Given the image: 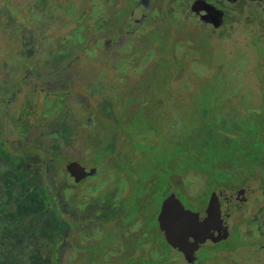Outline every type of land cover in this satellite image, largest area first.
Listing matches in <instances>:
<instances>
[{"label": "rangeland", "instance_id": "374dc122", "mask_svg": "<svg viewBox=\"0 0 264 264\" xmlns=\"http://www.w3.org/2000/svg\"><path fill=\"white\" fill-rule=\"evenodd\" d=\"M192 1L152 0L151 19L159 24L148 32L153 23L146 22V34H130V8L132 17L142 11L131 0H0L1 136L25 157L34 182L49 187L53 207L52 222L33 225L25 246L3 254L13 264H36L35 258L57 264L47 256L55 248L58 264H125L111 253H122L125 233L112 221L124 222L137 197L145 198L149 223L170 191L195 209L216 188L252 185L251 200L236 215L264 205V175L253 178L251 163L241 161L243 170L238 159L239 131L264 126V0L223 2L228 13L220 28L195 15ZM16 120L27 121L23 135ZM75 156L99 174L84 182L67 176L66 160ZM117 172L133 189L121 207L114 205ZM65 222L70 230L63 243ZM90 222L120 237L115 247L108 243L98 254L103 238ZM245 229L252 237L253 228ZM241 241L236 225L219 246L236 248ZM180 247L181 254L165 245L162 258L127 264H183L191 250ZM228 256L264 264V252L253 245Z\"/></svg>", "mask_w": 264, "mask_h": 264}, {"label": "flooded vegetation", "instance_id": "af4514ba", "mask_svg": "<svg viewBox=\"0 0 264 264\" xmlns=\"http://www.w3.org/2000/svg\"><path fill=\"white\" fill-rule=\"evenodd\" d=\"M132 3H135L134 7L135 9H140L141 8V16L140 17H132L134 14V10L131 7L130 8V14H131V20L130 22L126 23L125 25L127 26V31L130 34H134L135 32H138L140 34H146L145 32L147 31V27L145 26V23L148 22L149 24L153 23L152 26H149L150 29L148 30V32H150L156 25H158L159 23H156L157 21L155 20L153 22V20L151 19V10L153 8L152 6V0H131ZM198 0H193L191 3V10L194 12L195 15H197L200 19L205 20V22L207 23V25H211L215 28H220L226 18V15L228 13V8H223V6L221 5L223 2L224 3H229V4H235L236 2H238L239 0H199V1H203L204 5L209 4L211 6H213L216 10V14L214 16L208 14L209 17H211V21H209L208 16H207V9H201L202 12H204V15H200L199 13H197L196 11L193 10V5L197 2ZM131 3V5H132ZM202 5V4H200ZM198 4V8L202 7ZM129 21V20H128ZM156 24V25H155ZM87 124H93L91 122V117L87 116L84 118ZM90 125V126H91ZM73 129V127H71ZM74 130V129H73ZM65 133L63 132V135ZM72 161H77L78 163H80L82 166L85 167H90V168H96L97 172L94 175H90L85 177L84 179H81V182L87 181L90 178L96 177L99 174V169L97 166H87L85 165L84 161L75 156V157H71L69 159L66 160V174L67 176H71L73 179L74 177L70 174L69 169H68V165L70 164V162ZM39 173L43 174V171H38ZM37 172V173H38ZM118 177H116V184L118 186V190L117 193L114 196V205L116 207H121L122 205H125L124 202L122 200L121 197H123L124 195H133V189H131V187L129 186L128 182V178H124L121 174V172H117ZM114 175L111 176L110 179H113ZM115 178V177H114ZM227 188V187H226ZM178 189V188H177ZM217 189V188H216ZM235 190H239L241 188H234ZM211 192L207 198V201L205 202V205H199L196 204L197 207H195V209H192L193 211H201L205 208H207L209 201L211 199L212 196ZM252 193L250 194V198L249 200L245 203L244 207L235 212L234 214H232L229 218L228 221V227H229V233L227 235H223L225 229L224 227L221 228H217L214 229L213 231H211L209 234L207 235H203V236H199V237H182V236H173L172 240L175 241L174 244H172L170 242V240L166 237L165 232L161 229L160 227V223H159V214L162 210V206L164 201L171 196L172 194H176L177 197L180 199L179 194L175 191H170L165 197H163V199H161L160 202V206L158 209V212L156 214V221L155 222H145L144 218L146 215H144V207L146 204H144V200L145 198L142 197H137L136 198V206H134L135 208H132V210L129 208L127 209V213L126 216L124 217V219H122L124 222H113L112 221V226L114 228V230H119V231H124L125 233L122 235V237H117V235H110V230L104 227H99L97 226L99 224V222H90V227L93 231H97V237L103 238L102 240H100V244L96 245L97 248V252L98 254L102 253V249L104 248L103 246H106L109 243L110 248L115 247V243L118 241L117 239L120 238V243H122L121 245V251L122 253H119L120 251H111V253L113 255H119V258L124 260V263L127 264L129 259H135V258H142V257H148V258H152V259H160L162 258L164 251H163V247L165 245H167L168 247H173L174 249H176V251L178 253H182L181 246H187L190 250L191 253H189V255H184V258L186 260H184L185 262L183 264H243L242 261L239 259L237 260L235 257L231 256L229 257V253L233 254L234 252L237 251V249L242 245H253L254 248L256 249L257 252L263 251L264 252V205H260L259 202L255 203V210L253 212H249L246 213V215L244 217H240L239 215L236 214H240L242 211H244L246 205L248 204V202L251 200L252 198ZM114 195V194H113ZM192 198H196L197 197H192ZM181 201V199H180ZM182 202V201H181ZM148 203V202H147ZM196 203H198L196 201ZM127 208V207H126ZM190 209V207H188ZM136 209V210H135ZM111 211H113V209H111ZM110 211V212H111ZM133 217L126 219L129 214L131 212H133ZM109 214H115L114 212H111ZM101 215V214H99ZM102 216V215H101ZM111 216V215H109ZM114 216V215H113ZM94 221V220H93ZM127 221H131L132 223L128 226H126V223L128 224ZM117 223V224H116ZM155 223V224H153ZM237 225V228L240 230L241 236H242V241L241 243H239V245L235 248H230L228 246H219V244L223 241H227L230 236L232 235L235 226ZM69 224L68 222H65L64 225V238H63V243L65 236L67 235L69 229ZM252 227L253 229V235L252 237L250 236H246L245 234V228H249ZM89 229H87V233ZM114 231V232H116ZM154 234H158V236L162 239L160 240L159 237L154 238ZM246 237L248 238V240L246 239ZM181 239L185 242L184 244L181 243ZM119 242V241H118ZM152 242V243H151ZM113 243V244H112ZM153 244H156L158 246L161 247L162 249V254L160 255H155L154 251L152 250V247L150 246ZM113 245V246H112ZM164 245V246H163ZM176 246H179V250L177 248H175ZM130 248L133 249L135 248V250L132 251H126V248ZM57 249L55 248V253H56ZM50 254L47 256H51L54 255L55 257V263L58 264V258L57 256H55V253L53 251L50 250L49 252ZM97 254V256H98ZM202 255V257H201ZM126 261V262H125ZM137 262V261H136ZM135 264V262H134ZM137 264V263H136Z\"/></svg>", "mask_w": 264, "mask_h": 264}, {"label": "trees", "instance_id": "16d2710c", "mask_svg": "<svg viewBox=\"0 0 264 264\" xmlns=\"http://www.w3.org/2000/svg\"><path fill=\"white\" fill-rule=\"evenodd\" d=\"M21 122L22 120L15 121L19 125H21ZM22 124L24 126L18 132L23 135L27 131V121H23ZM259 124L257 122V124H251V126H244L239 131V144L241 145L238 153L239 164L244 170L248 168L241 161L250 162L253 178L264 175V126ZM1 132L4 133L3 128H1ZM1 132L0 151L2 150L3 153H0V264H13L11 256L5 257L3 254H12L13 250L17 249L20 244L25 246L27 243L25 241L27 240L26 236L31 234H28L27 230H31L33 225L41 227L45 220L52 222L51 211L53 207L47 193L49 187L34 182V178L24 165L25 157L18 152L15 153L8 146L9 141L2 138ZM15 132L18 133L16 130ZM222 136H225L226 140H237L227 134ZM17 228L22 229V234L19 237ZM49 228L50 226L46 227L48 230ZM41 229L39 228L38 231H41ZM55 232L54 230L53 235H55ZM54 238L55 236L51 241ZM35 244L44 246L47 243L36 241ZM37 245L36 247H38ZM38 260L35 258L34 262L38 264ZM42 264H45V259Z\"/></svg>", "mask_w": 264, "mask_h": 264}, {"label": "water", "instance_id": "95a60500", "mask_svg": "<svg viewBox=\"0 0 264 264\" xmlns=\"http://www.w3.org/2000/svg\"><path fill=\"white\" fill-rule=\"evenodd\" d=\"M198 4H202L198 8ZM203 1H197L193 5V10L204 15L201 9L206 8L208 14L214 16L216 9L206 4L203 7ZM211 21V17L208 16ZM70 174L76 179L81 180L87 176L96 174V168L82 166L77 161H72L68 165ZM253 191L252 185H247L239 190L234 188H217L213 191L207 208L201 211L189 209L176 194L169 196L163 203L162 210L159 214V223L161 229L165 232L166 237L171 243L173 236L182 237H199L209 234L217 228L224 227L223 235L229 233L228 221L232 214L241 210L249 200ZM181 243H185L181 239Z\"/></svg>", "mask_w": 264, "mask_h": 264}]
</instances>
